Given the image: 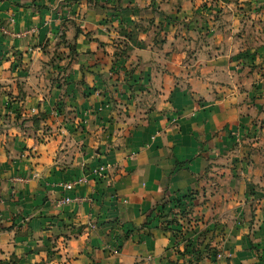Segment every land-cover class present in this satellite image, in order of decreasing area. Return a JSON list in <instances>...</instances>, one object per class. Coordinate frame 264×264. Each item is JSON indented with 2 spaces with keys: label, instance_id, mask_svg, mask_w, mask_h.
Listing matches in <instances>:
<instances>
[{
  "label": "crops",
  "instance_id": "obj_1",
  "mask_svg": "<svg viewBox=\"0 0 264 264\" xmlns=\"http://www.w3.org/2000/svg\"><path fill=\"white\" fill-rule=\"evenodd\" d=\"M261 258L264 0H0V264Z\"/></svg>",
  "mask_w": 264,
  "mask_h": 264
},
{
  "label": "trees",
  "instance_id": "obj_2",
  "mask_svg": "<svg viewBox=\"0 0 264 264\" xmlns=\"http://www.w3.org/2000/svg\"><path fill=\"white\" fill-rule=\"evenodd\" d=\"M191 194L192 193H181L174 197L167 198L157 207L156 212L158 213L159 222L164 225V228L170 229L175 236H181V222H179V218L181 219L188 213V206L193 199ZM185 199H188V202L185 201ZM166 204H169L167 209L165 208ZM191 250L196 256L197 252L195 249ZM216 254L217 251H214L211 255L215 257ZM198 257L197 255L196 258ZM260 264H264V259L261 258Z\"/></svg>",
  "mask_w": 264,
  "mask_h": 264
},
{
  "label": "built area",
  "instance_id": "obj_3",
  "mask_svg": "<svg viewBox=\"0 0 264 264\" xmlns=\"http://www.w3.org/2000/svg\"><path fill=\"white\" fill-rule=\"evenodd\" d=\"M105 168L106 167L104 165H100V166L92 169L91 173L98 175V176H102L103 174H105ZM85 179H86V177L84 175H82V176H78V177H76L72 180H69V181L60 182V183H58V185L61 186L64 190L70 191V190H73L78 184L84 182ZM73 199H76V197H72V196L66 194L58 201L57 206H61L62 204L67 203ZM215 256L219 257L220 254L217 253Z\"/></svg>",
  "mask_w": 264,
  "mask_h": 264
},
{
  "label": "rangeland",
  "instance_id": "obj_4",
  "mask_svg": "<svg viewBox=\"0 0 264 264\" xmlns=\"http://www.w3.org/2000/svg\"><path fill=\"white\" fill-rule=\"evenodd\" d=\"M255 135V134H254ZM255 137V136H254ZM251 138V137H250ZM249 137H248V139H250Z\"/></svg>",
  "mask_w": 264,
  "mask_h": 264
}]
</instances>
